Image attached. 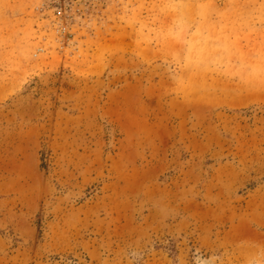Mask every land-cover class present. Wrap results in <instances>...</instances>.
Listing matches in <instances>:
<instances>
[{"label":"rangeland","instance_id":"374dc122","mask_svg":"<svg viewBox=\"0 0 264 264\" xmlns=\"http://www.w3.org/2000/svg\"><path fill=\"white\" fill-rule=\"evenodd\" d=\"M0 264H264V0H0Z\"/></svg>","mask_w":264,"mask_h":264}]
</instances>
